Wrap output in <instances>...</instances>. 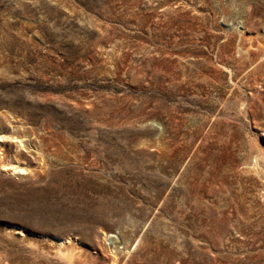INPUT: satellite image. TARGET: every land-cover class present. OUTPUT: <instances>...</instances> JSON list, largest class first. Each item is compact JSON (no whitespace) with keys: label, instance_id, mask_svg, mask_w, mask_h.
Returning a JSON list of instances; mask_svg holds the SVG:
<instances>
[{"label":"rangeland","instance_id":"obj_1","mask_svg":"<svg viewBox=\"0 0 264 264\" xmlns=\"http://www.w3.org/2000/svg\"><path fill=\"white\" fill-rule=\"evenodd\" d=\"M0 264H264V0H0Z\"/></svg>","mask_w":264,"mask_h":264},{"label":"bare ground","instance_id":"obj_2","mask_svg":"<svg viewBox=\"0 0 264 264\" xmlns=\"http://www.w3.org/2000/svg\"><path fill=\"white\" fill-rule=\"evenodd\" d=\"M253 168H254L255 171H257V169H258V161H257V159L254 160ZM12 170H13V172H17L18 170H20V172H21L22 169H18L17 167H14ZM23 172H24V171H23ZM13 174H14V173H13ZM57 242H58L57 244H58L59 246H63V245H65L66 243H69L70 241H69V240H58Z\"/></svg>","mask_w":264,"mask_h":264}]
</instances>
